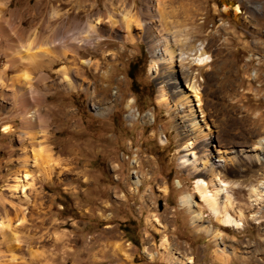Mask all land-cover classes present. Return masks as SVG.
I'll list each match as a JSON object with an SVG mask.
<instances>
[{"label": "rangeland", "instance_id": "374dc122", "mask_svg": "<svg viewBox=\"0 0 264 264\" xmlns=\"http://www.w3.org/2000/svg\"><path fill=\"white\" fill-rule=\"evenodd\" d=\"M0 1L8 3L3 13L7 27L21 22L34 29L42 44L66 31L74 39V31L93 20L107 0ZM144 1L127 0L137 17H131L134 43L110 36L99 49L80 52L82 60L92 59L95 65L79 64V73L68 77L87 90L52 87L45 93L41 112L48 135L42 147L52 154L55 174L36 178L40 175L29 166L27 187L13 196L7 186L22 171V124L14 101L0 96V195L8 206H22L35 224L26 229L11 264H220L215 250L229 255V264H264V190L253 206L249 193L263 180L264 163L241 158L239 165L221 170L235 209L247 217L236 230L219 226L204 210L195 188L198 176L183 163V145L191 137L184 125L211 133L228 153L263 146L264 0H151L159 14H176L177 27L193 46L204 45L212 59L202 73L201 107L180 75L178 85L163 78L157 60V73L151 70L152 53L146 40L138 38ZM225 4L231 8L223 10ZM237 5L238 13L233 10ZM15 11L22 15L9 16ZM100 28L108 33L105 23ZM62 65L47 70L49 84L58 79L55 69ZM161 93L166 101L160 100ZM182 94L189 103L176 106ZM196 119L200 125L194 127ZM7 125L14 131L6 133ZM31 148L26 147L32 160ZM194 151L200 155L203 149L198 145ZM211 155L218 160V152ZM201 179L213 185L207 177ZM210 190L215 192L213 186ZM183 194L193 196L195 210L204 213L202 227L218 228L221 240L191 226V213L179 204ZM3 255L8 254L1 249ZM8 259L0 258V264Z\"/></svg>", "mask_w": 264, "mask_h": 264}, {"label": "bare ground", "instance_id": "6f19581e", "mask_svg": "<svg viewBox=\"0 0 264 264\" xmlns=\"http://www.w3.org/2000/svg\"><path fill=\"white\" fill-rule=\"evenodd\" d=\"M72 1L64 0V4H70ZM7 4L0 1V59L3 60V63L0 64V96L9 97L14 101L15 117L22 124L19 136L22 147L20 149L22 155L20 168L22 171H17L13 183L7 186L11 196H13L17 190L28 184L25 181L29 178L27 171L29 166L34 168L40 175L36 178H50L55 174L52 154L49 153L46 147H42L48 135L47 121H45V115L41 112L46 100L45 93L52 87L64 90H76L78 88L87 90V86L77 85L68 77L72 71L79 73V64L89 67L95 65L92 59L82 60L80 52L88 49L93 51L99 49L104 38L110 36L121 38L127 43H134L135 38L132 32L135 22L131 20V17L136 20L137 17L134 15L136 13H133L134 7L128 6L127 0H107L103 10L96 12L93 20H88L81 28L79 27V30L74 31V39L66 31L62 32L60 36L54 35L47 42L39 44L34 29H26L21 22L14 24L12 29L7 27L4 19L6 14H3ZM77 5L78 8H82L79 2ZM238 7L237 5L233 9L236 13H238ZM228 8L231 7L225 4L223 10ZM157 9L151 5V0H145L141 14L144 19L138 24L140 28L138 38L146 40L153 56L151 70L157 73L159 67L157 60L162 65L161 74H163V78L165 77L177 84L179 83L177 75H180L183 81L189 83L188 87L195 93L194 96L201 107V85L204 82L202 73L207 71V69H204L211 64L212 59L204 45L193 46L190 37H187L186 31L180 30L179 26L177 27L173 20L176 14L168 12L159 14ZM17 15L22 14H17L16 11L9 14L13 18H16ZM184 15L187 16L188 14ZM56 17V14H53L52 18ZM103 23L106 25L107 34L103 33L105 30L100 28ZM57 37L59 38L56 39ZM62 61L63 65L55 69L58 79L49 84L47 79L50 74L46 73L47 70H54V66ZM194 67L197 68L196 71L193 70ZM163 69L164 72H162ZM32 74H36L34 80L31 77ZM178 88L180 89V87ZM186 95L182 94L179 97L176 106H184L189 103V98ZM160 97V100L166 101L164 94L161 93ZM3 107V104L0 103V108ZM105 107L109 106L105 105ZM97 108L99 111L104 110L102 107ZM43 109L45 110V108ZM8 112L12 113L11 110ZM9 117L12 118V116ZM199 125L198 119L195 123H192L194 127ZM183 127L190 134L188 136H191L190 138L187 137L183 145V151L187 152L183 157V163L189 166L198 176L195 188L201 197L204 210H207L214 217L215 223L219 226L231 227L235 230L241 228V221L247 217L241 210L237 211L235 209L232 195H229L231 185L221 179V170L239 165L241 158L248 161L254 160L261 164L264 163V156L260 157L256 154L260 151L264 153V141H259V144L261 143L263 146L258 145L253 149L250 148V150H231L228 153L227 150H223V142L219 141L218 138L216 139V137H212L211 133H202L197 128L191 129L189 125ZM207 129L210 130L208 127L204 128V130ZM3 130L6 133L14 131L11 125L5 126ZM39 139L41 140L39 141ZM198 145L203 149L200 155H197V152L194 151L195 146ZM26 147H32V160ZM213 150L218 152V160H213L211 155ZM30 161L33 165H29ZM201 176L207 177L212 182L213 185L210 186L215 189L214 193H211L209 183L201 179ZM262 177L263 180L250 189L251 202H254L252 206L256 205L255 203L258 204L259 196L264 190V173ZM136 185L137 190L140 184L137 183ZM167 190L166 186L162 188L164 193ZM223 194H225L224 200L221 199ZM39 195L36 193L34 198L37 200ZM5 200L0 195V250L4 249L5 254L8 255H3L0 258L7 259L8 257L9 259L4 260L6 263L3 262V264H11L15 260L14 252L19 251L22 248V243L25 242L23 236L27 237L26 233L28 231L26 229L28 230L31 226L34 227L35 224L30 223L32 220L27 219V213L22 206L12 205L10 207L4 202ZM36 200L34 206L37 204ZM179 204L184 208L186 207L191 213V226L198 233L202 232L216 241L222 239V234L218 228L202 227L204 213L203 210H195L196 205L193 196L190 194L181 195ZM36 212L39 215L41 214V211L36 210ZM253 217H256V215L252 214L251 218ZM214 257L220 264H229L231 260L223 250H215ZM171 260H176V258L173 257Z\"/></svg>", "mask_w": 264, "mask_h": 264}, {"label": "built area", "instance_id": "2783aa9c", "mask_svg": "<svg viewBox=\"0 0 264 264\" xmlns=\"http://www.w3.org/2000/svg\"><path fill=\"white\" fill-rule=\"evenodd\" d=\"M251 79V78H250Z\"/></svg>", "mask_w": 264, "mask_h": 264}]
</instances>
